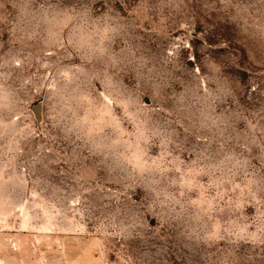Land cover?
I'll use <instances>...</instances> for the list:
<instances>
[{
    "label": "rangeland",
    "instance_id": "rangeland-1",
    "mask_svg": "<svg viewBox=\"0 0 264 264\" xmlns=\"http://www.w3.org/2000/svg\"><path fill=\"white\" fill-rule=\"evenodd\" d=\"M0 264H264V0H0Z\"/></svg>",
    "mask_w": 264,
    "mask_h": 264
},
{
    "label": "water",
    "instance_id": "water-1",
    "mask_svg": "<svg viewBox=\"0 0 264 264\" xmlns=\"http://www.w3.org/2000/svg\"><path fill=\"white\" fill-rule=\"evenodd\" d=\"M32 109L34 110L35 114L37 115V117L40 116V109H41V103L37 102L32 106Z\"/></svg>",
    "mask_w": 264,
    "mask_h": 264
}]
</instances>
